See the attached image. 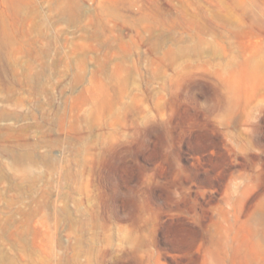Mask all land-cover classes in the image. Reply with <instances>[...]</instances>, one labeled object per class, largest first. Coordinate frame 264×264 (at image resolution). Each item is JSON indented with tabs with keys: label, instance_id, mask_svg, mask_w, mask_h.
I'll return each mask as SVG.
<instances>
[{
	"label": "rangeland",
	"instance_id": "374dc122",
	"mask_svg": "<svg viewBox=\"0 0 264 264\" xmlns=\"http://www.w3.org/2000/svg\"><path fill=\"white\" fill-rule=\"evenodd\" d=\"M262 214L264 0H0V264H264Z\"/></svg>",
	"mask_w": 264,
	"mask_h": 264
},
{
	"label": "bare ground",
	"instance_id": "6f19581e",
	"mask_svg": "<svg viewBox=\"0 0 264 264\" xmlns=\"http://www.w3.org/2000/svg\"><path fill=\"white\" fill-rule=\"evenodd\" d=\"M257 224H260L263 226V230H261L259 227H257V232L262 235V238H264V214H262L261 217H259L257 219ZM208 233H207V226H204V234H203V246H204V249H205V256H204V259L202 261V264H220V263H217V262H211L207 256V250H208ZM259 244L262 245V243L260 242L259 240ZM238 263H244V264H256L257 261L256 259L254 258H251L248 254H243L242 255V258L237 261L236 258L234 259H231L229 262L225 261L223 262L222 264H238Z\"/></svg>",
	"mask_w": 264,
	"mask_h": 264
}]
</instances>
